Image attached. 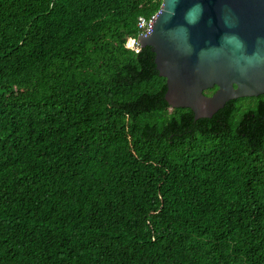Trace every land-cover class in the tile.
Instances as JSON below:
<instances>
[{
    "label": "trees",
    "instance_id": "1",
    "mask_svg": "<svg viewBox=\"0 0 264 264\" xmlns=\"http://www.w3.org/2000/svg\"><path fill=\"white\" fill-rule=\"evenodd\" d=\"M160 2L0 0V264H264V93L170 106Z\"/></svg>",
    "mask_w": 264,
    "mask_h": 264
},
{
    "label": "water",
    "instance_id": "2",
    "mask_svg": "<svg viewBox=\"0 0 264 264\" xmlns=\"http://www.w3.org/2000/svg\"><path fill=\"white\" fill-rule=\"evenodd\" d=\"M150 31L138 34L139 48L155 52L170 106L197 118L264 93V0H161Z\"/></svg>",
    "mask_w": 264,
    "mask_h": 264
},
{
    "label": "built area",
    "instance_id": "3",
    "mask_svg": "<svg viewBox=\"0 0 264 264\" xmlns=\"http://www.w3.org/2000/svg\"><path fill=\"white\" fill-rule=\"evenodd\" d=\"M156 11L150 14L149 16H144L142 14L137 16V28H138V34H149L151 31V23L154 18ZM136 44L139 45L138 38L136 39Z\"/></svg>",
    "mask_w": 264,
    "mask_h": 264
}]
</instances>
